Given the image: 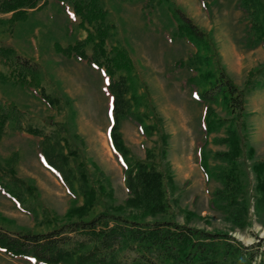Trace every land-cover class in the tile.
<instances>
[{"label": "trees", "instance_id": "16d2710c", "mask_svg": "<svg viewBox=\"0 0 264 264\" xmlns=\"http://www.w3.org/2000/svg\"><path fill=\"white\" fill-rule=\"evenodd\" d=\"M56 1L63 9H71L79 19L78 25L85 30V36L65 45L54 42L53 49L66 58L84 61L107 79L101 87L112 99L107 139L122 168L127 196L115 210L110 211L106 206L96 212L98 203H103L106 198L112 200L113 190L97 164L92 162L93 170H90L81 158L75 143L76 134L69 131L68 121L54 122L48 118L47 124L53 128L46 134L39 127L23 126L20 122L22 111L17 103L0 98V141L7 134V127L12 133L26 131L32 134L37 138L39 161L72 196L64 214L65 221L51 222L44 230H12L0 224V251L32 264H252L257 257H260L258 264H264V238L245 246L227 232L191 226L187 221L195 213L188 209L182 211L186 220L183 223L170 217L156 218L168 213L171 200L168 190L175 189V181L168 165L165 166L169 134L163 128L147 85L138 78L129 49L122 44L108 45L114 24L109 22L107 10L100 0ZM199 1L205 5L203 0ZM40 2L42 5L38 8L46 4V0H0V13H11L9 18H0V36L12 31L16 22L25 20ZM162 3L168 4L175 21L167 41L183 39L195 48L174 65L189 72L182 78L181 86L189 88L192 98L204 106L202 139L196 149L197 163L206 181L215 178L221 182V187L211 194L210 206L243 228L248 204L242 197L246 176L242 165L245 156L253 159L255 153L247 141V118L251 112L246 109V93L264 87V64L248 71L245 88H239L221 66L207 33L175 3L142 0L145 24L149 26L152 22V8ZM235 8L242 15L246 46H264V0H236ZM1 41L0 37V61L12 70L9 75L0 72V80H11L16 86L30 89L38 86L39 94L48 106L61 108L62 103H66L65 97L45 91L39 64ZM140 86L143 89L138 93ZM213 105H221L227 115L217 114ZM68 109L70 118L75 112L70 106ZM123 119L130 121L143 138L157 136L156 146L145 149L144 158L130 155L119 131ZM221 129L224 134L214 135L210 141L224 145L226 149L210 154L207 149L209 137ZM18 155L13 151L3 165L0 163V192L18 209L34 214V207L29 208L23 195L24 187L33 189L31 180L19 179L15 174L14 163ZM210 159L218 163L210 164ZM251 169L256 180L255 207L262 210L264 157L253 159ZM79 195L83 201L77 205ZM148 217L154 218L149 220ZM52 218L45 215L44 219L52 221Z\"/></svg>", "mask_w": 264, "mask_h": 264}, {"label": "rangeland", "instance_id": "374dc122", "mask_svg": "<svg viewBox=\"0 0 264 264\" xmlns=\"http://www.w3.org/2000/svg\"><path fill=\"white\" fill-rule=\"evenodd\" d=\"M100 1L107 10L109 22L114 24L108 45L122 44L129 49L137 76L147 85L163 128L169 134L165 166L168 165L173 175L175 189L168 190L171 199L168 213L157 215L156 218L170 217L183 223L186 220L182 211L188 209L195 213L187 221L191 226L227 232L245 246L264 238V208L259 210L255 207L256 180L251 169L253 159L264 157V87L246 93V109L251 112L247 118V141L254 147L255 153L253 159L245 156L242 165L246 173L242 197L248 204V211L242 222L243 228H240L224 214L211 208V194L214 189L221 187V182L215 178L206 181L197 163L196 149L202 139L204 106L192 98L189 88L181 86L182 78L189 72L184 68L177 69L174 65L179 58L194 52V46L183 39H176L172 43L167 41L175 26L167 3L152 8V22L147 26L142 17V0ZM169 1L175 3L200 30L207 33L224 71L239 88H245L248 71L264 64V46H246L244 22L240 10L235 8L236 0H203L205 5L199 0ZM42 3L36 9H31L25 20L16 22L12 31L1 35V42L13 46L19 54L39 64L41 85L45 91L53 96H64L66 103H62L61 108L50 107L41 98L38 86L35 89L20 87L11 80H0V98L17 103L22 111L20 122L23 126L30 124L39 127L46 134L53 128L47 124L48 118L54 122L67 120L69 131L76 134L75 143L81 158H84L90 170L91 163H96L108 177L113 190L112 200L105 197L95 211H101L106 206L110 211L115 210L116 205L123 203L127 192L122 168L112 154L106 137L111 99L102 92L101 87L107 79L84 61L66 58L55 52L54 42L63 45L73 42L83 38L85 30L78 25L79 19L69 7L63 9L56 0H46V4L38 8ZM10 15L0 13V18L6 19ZM11 70L12 67L0 61L1 73L9 75ZM142 89V86L138 87V93ZM69 106L75 112L70 118L67 115ZM213 108L220 116L227 115L221 105H213ZM9 130L7 127V134L0 141V163L3 165L13 151L18 152L19 157L14 163L15 174L19 179L31 180L32 190L22 188L26 204L29 208L33 206L35 213L29 214L18 209L13 201L0 192V224L12 230H44L51 222L56 221L57 224L65 221L64 214L71 204L72 196L39 161L37 138L26 131L12 133ZM119 131L132 157L144 158L145 149L157 144L156 135L143 138L126 119L121 121ZM222 134L223 129L210 135L207 143L210 154L226 149L224 145L210 141L212 136ZM209 162L218 163L213 159ZM82 201L79 195L76 204L80 205ZM45 215L53 216L52 221L45 220ZM262 250L264 252V244ZM259 261L260 257H257L252 264H258ZM0 264L32 263L12 258L0 251Z\"/></svg>", "mask_w": 264, "mask_h": 264}]
</instances>
